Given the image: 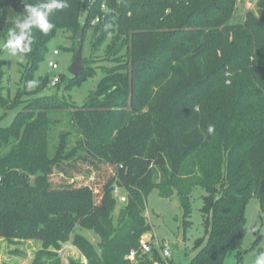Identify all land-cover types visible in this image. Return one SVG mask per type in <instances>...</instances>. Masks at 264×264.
Wrapping results in <instances>:
<instances>
[{
  "label": "trees",
  "instance_id": "obj_1",
  "mask_svg": "<svg viewBox=\"0 0 264 264\" xmlns=\"http://www.w3.org/2000/svg\"><path fill=\"white\" fill-rule=\"evenodd\" d=\"M181 1L69 0L68 9L50 17L52 31H34L32 51L19 62L25 88L58 28L71 34L82 31V40L87 26L103 25L100 37L113 38L105 47L107 56L123 59H112L116 65L106 71L96 96L80 108L72 105L70 119L80 135L73 147L62 135L52 156L44 150L57 102L50 95L27 104L9 127L0 129V239L36 241L43 250L70 241L85 263L68 264L161 262L155 245L150 253L140 251L141 237L149 230L146 196L153 187L163 198L177 192L185 228L191 189L199 186L206 192L200 211L210 228L190 264L223 263L228 247L245 233V207L252 198L259 199L264 226V129L259 140L254 134L236 144L229 137L214 140L206 131L212 124L217 61L229 71L232 90L254 111L264 110V0L242 22L215 15L208 25L192 23L175 41L180 50L173 62L163 73L154 72L155 57L169 49L163 38L172 22L167 10L175 11ZM203 1L235 6L238 0ZM22 11L20 0H0L3 41ZM82 11L86 22L80 20ZM96 17L100 21L92 24ZM2 53L0 47V106L7 108L17 95L13 100L3 95L7 73ZM49 80H40L35 89L47 88ZM114 187L127 193L116 217ZM76 227L91 232L96 245L72 234ZM132 250L134 260L129 258ZM52 257L51 264H63ZM32 264L39 263L34 259Z\"/></svg>",
  "mask_w": 264,
  "mask_h": 264
},
{
  "label": "rangeland",
  "instance_id": "obj_2",
  "mask_svg": "<svg viewBox=\"0 0 264 264\" xmlns=\"http://www.w3.org/2000/svg\"><path fill=\"white\" fill-rule=\"evenodd\" d=\"M257 2L258 0H238L235 6H229L223 1L205 4L203 0H182L175 11L168 9L167 13H171L172 22L166 24L163 38L167 39L169 49L155 57L153 71L163 73L164 67L169 62H173L174 56L178 55L180 50L175 41L180 35H185L192 23L199 26L210 24L215 15L226 17L232 23L242 22L247 12L256 13ZM84 18L85 12L82 11L80 20L83 22ZM104 30L105 26L103 25L86 27V33L82 37L81 53L87 69L80 76L72 77L68 73V68L73 61L81 37H77L78 33L71 34L65 29H56L47 43L45 59L34 75V87H28L27 84L25 88L18 71L20 61L9 56L6 50L1 47L3 50L2 58L5 61L4 69L7 73L3 95L9 96L11 100L15 99L16 95L17 97L15 103L10 107L0 106V129L9 127L16 114L25 110L27 104L50 95L57 102H55L56 110L50 114L53 123L49 127L44 150L47 156H52L62 135L67 137L68 147H73L80 135L70 119L72 105L80 108L89 102L92 96H96L95 92L105 77L106 71L116 65L113 60L121 61L123 59L122 56L112 54L107 56L105 47L110 45L113 38L100 37ZM2 43L3 39L0 38V45ZM55 50L59 52L57 56L53 55ZM49 62L57 63L58 69L51 70L48 67ZM226 72L229 71L224 69L221 61L215 62L212 77L217 89L211 101L212 125L215 126L212 139L219 140L229 137V143L236 144L255 134L259 140L261 131L264 129V110L254 111L255 106H251L249 102H244L241 94L232 90V86L226 79ZM54 76L63 78V81L58 84L59 88L48 85L45 89H35L40 80L46 78L51 80ZM18 89H20V93L17 92ZM215 148L218 146L216 145ZM53 179L57 181L56 176ZM29 180H32V177ZM155 181L158 182L157 179ZM121 195L127 198V193L123 190H121ZM205 195L206 192L202 187L198 186L191 189L190 213L186 219L188 226L185 228L183 211L177 192L174 191L170 198H163L156 187L150 188L146 196V211L144 213L149 230L143 234L141 241L155 245L158 251L168 249L171 255L169 263L190 264L199 252L198 244L206 242L207 231L210 228L200 211ZM124 204L116 198L115 217ZM245 221L244 235L231 243L222 264H255V256L258 250L264 248V226L257 197L248 201L245 207ZM72 234H81L90 239L94 245L97 243L91 232L79 227L74 228ZM28 242L30 241L19 240L15 243H9L0 239V264H32L34 259L39 264L41 262L51 264L54 261L52 256L59 258L56 250L63 246L61 244L57 249L50 247L43 250L36 243ZM71 255L68 256V260L76 258Z\"/></svg>",
  "mask_w": 264,
  "mask_h": 264
},
{
  "label": "clouds",
  "instance_id": "obj_3",
  "mask_svg": "<svg viewBox=\"0 0 264 264\" xmlns=\"http://www.w3.org/2000/svg\"><path fill=\"white\" fill-rule=\"evenodd\" d=\"M23 5L22 15H17L8 29L7 37L2 47L11 57L22 62L27 54L32 51L34 43V31L47 35L55 28L50 17L56 12H61L70 7L69 0H36L29 3L28 0H20ZM110 27V25H106ZM35 82H29L28 87H34ZM209 135L215 132V126L209 124L206 129ZM255 231V229H252ZM255 264H264V251L255 256Z\"/></svg>",
  "mask_w": 264,
  "mask_h": 264
},
{
  "label": "built area",
  "instance_id": "obj_4",
  "mask_svg": "<svg viewBox=\"0 0 264 264\" xmlns=\"http://www.w3.org/2000/svg\"><path fill=\"white\" fill-rule=\"evenodd\" d=\"M101 11L102 12H106L107 11V8H106L105 4H102ZM99 21H100L99 17H96L92 21V24H96ZM58 53L59 52L57 50L53 51V55L54 56H57ZM48 67L51 70H57L58 69V65L55 62H49ZM59 81H60V76H54L51 79L50 86L51 87L56 86L59 83ZM113 195H114L115 198H118L120 203H125L126 200H127L126 196L121 195V189L118 188V187H114ZM62 245L63 246H61V248L56 250V253L58 254V257L62 261L63 264H68V262H67L68 259L67 258L71 254H74V255H71V256L76 257V258H74V260H80L81 262L85 263V258L80 255V253L77 251V249L70 242L64 243ZM151 249H152L151 245L148 244L147 242H144V241L140 242V251H141V253H145V254L150 253ZM160 255H161V262L157 261V262H154L153 264H168V261H169V259L171 257L169 250L168 249H163L162 251H160ZM135 257H136V252L132 250L130 252V254H129V258L131 260H134Z\"/></svg>",
  "mask_w": 264,
  "mask_h": 264
},
{
  "label": "water",
  "instance_id": "obj_5",
  "mask_svg": "<svg viewBox=\"0 0 264 264\" xmlns=\"http://www.w3.org/2000/svg\"><path fill=\"white\" fill-rule=\"evenodd\" d=\"M86 18H84V22H86ZM82 36V31H80L77 35L78 38H80ZM81 44H82V40L79 39L78 41V47L74 53V57H73V61L71 63V65L68 68V73L72 76V77H77L84 69V63H83V59H82V53H81ZM260 192H263V183L261 182L260 184Z\"/></svg>",
  "mask_w": 264,
  "mask_h": 264
},
{
  "label": "crops",
  "instance_id": "obj_6",
  "mask_svg": "<svg viewBox=\"0 0 264 264\" xmlns=\"http://www.w3.org/2000/svg\"><path fill=\"white\" fill-rule=\"evenodd\" d=\"M70 242V241H69ZM28 243H36L37 245L41 246L39 243H37L36 241L35 242H28Z\"/></svg>",
  "mask_w": 264,
  "mask_h": 264
}]
</instances>
